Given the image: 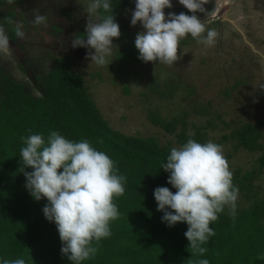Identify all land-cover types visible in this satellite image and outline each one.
I'll list each match as a JSON object with an SVG mask.
<instances>
[{"label":"trees","instance_id":"trees-1","mask_svg":"<svg viewBox=\"0 0 264 264\" xmlns=\"http://www.w3.org/2000/svg\"><path fill=\"white\" fill-rule=\"evenodd\" d=\"M110 3L121 32L116 38L122 46L116 53L118 60L115 64L119 68L146 64L138 59L135 35L125 23L130 17L129 11L134 10V3L130 0H110ZM212 6L209 4V10H213ZM164 11L166 15L169 11L192 14L186 8ZM8 13L4 16L6 20H13L15 12ZM103 15L105 13L100 12L98 18ZM212 26L216 31L220 29V20L214 21ZM16 32L14 28L13 33ZM179 44L188 45L187 36ZM0 68V257L8 260L24 258L26 264H73L61 254L62 245L55 224L43 215L46 199L36 201L26 190L22 173L24 164L20 159L22 137L42 133L46 139L49 131H58L73 141L88 140L114 161L118 175L126 177L124 194L113 198L120 215L110 221L111 235L93 241L97 248L95 256L81 264H194L204 258L209 264H264V198L253 199L249 207L235 209L234 216L225 206L217 214L218 219L210 222L215 235L203 245L207 251L203 256L191 257L189 242L184 236L187 224L178 222L169 227L162 222L163 212L157 211L153 196L154 189L159 186L176 191L167 183L168 173L160 168L166 162L171 146L161 145L153 137L132 136L111 127L83 75L74 70L70 57L58 59L48 76H35L32 87L23 79L10 78L4 68ZM91 76L102 79L99 72ZM150 81L151 93L163 99L176 97L184 87L175 79L163 84L156 77ZM232 91L227 89L225 94L232 97ZM196 93L195 88L190 89L189 96ZM125 94H130L128 87ZM190 107L202 117L213 115L211 104L192 102ZM181 113V116L168 120L150 111L148 120L154 127L174 136L179 146L190 138L200 143L213 142L209 138V133L213 132L222 133V141L217 144L232 145L234 153L260 151L258 170L242 176L237 169L232 175L233 185L246 197L247 193L249 196L257 193L255 172L260 174L264 170V121L254 119L252 122V119L225 134L218 126L230 127L231 124L214 113L215 116L204 124L194 125V134H190V111L182 110ZM25 171L32 169L25 168Z\"/></svg>","mask_w":264,"mask_h":264},{"label":"clouds","instance_id":"clouds-1","mask_svg":"<svg viewBox=\"0 0 264 264\" xmlns=\"http://www.w3.org/2000/svg\"><path fill=\"white\" fill-rule=\"evenodd\" d=\"M178 2L192 14L169 11L166 15L164 10L172 7L171 0H134L130 24L139 23L143 29L134 39L141 61L172 65L179 57V41L188 35L204 48L216 44L217 31L206 29L196 15L205 11L204 0ZM100 12L105 15L98 22L88 21L86 36L73 40V46L89 49L90 61L104 66L111 63L113 38H119L121 32L110 0H91L89 13ZM43 20L42 15L35 17L37 24ZM9 45V38L0 27V49ZM21 140L25 188L36 201L46 199L42 212L56 226L61 254L73 264L94 257L97 248L93 241L110 236V221L120 215L113 198L124 194L126 177L118 175L114 161L86 139L73 141L58 131H49L46 139L37 133ZM160 168L168 173L167 183L176 189L172 192L159 186L153 191L157 211L163 212L161 221L169 227L186 223L184 236L191 257L203 256L207 251L203 245L215 235L210 222L218 219L217 214L225 206L235 215L238 188L233 185L222 146L190 138L181 147H173ZM0 264H26V260L0 257ZM194 264H209V260L199 259Z\"/></svg>","mask_w":264,"mask_h":264},{"label":"rangeland","instance_id":"rangeland-1","mask_svg":"<svg viewBox=\"0 0 264 264\" xmlns=\"http://www.w3.org/2000/svg\"><path fill=\"white\" fill-rule=\"evenodd\" d=\"M13 1L20 2V0ZM62 1L68 4L66 7L61 5L63 10L59 14L66 10L67 12H73L77 19L84 18L87 15L86 19L91 22H98V14L89 13L91 0ZM215 1L216 3L222 2V0ZM223 1H226L227 4H233V10L231 17L222 13L223 29L220 27L218 29L220 31L217 30L216 44L204 48L203 45L197 43L196 39L188 35L187 40H189V44L185 46L178 45L180 48H178L179 57L172 65L147 62L144 65L135 64L119 68L115 64L118 60V54L116 55V53H119L118 50L122 45L117 42L116 38H113L114 46L112 55L109 58L111 62L109 65L98 66L94 62H91L88 56L90 50L86 48L80 56H72L74 70L83 75L87 85L90 87L93 98L98 103L101 113L110 122L111 127L124 134L144 138L153 137L161 145L179 148L181 146L177 144L174 136L166 134L163 130L154 127L150 123L148 120L150 111L157 112L168 120L181 116L182 110L190 111L191 115L188 119L190 122V134H194V125L200 126L204 124L208 118L215 116L214 113L219 114L223 120L231 124L230 127L218 126L219 130L223 129L225 131V134L231 133L235 127L241 126L244 122L251 121L252 119V122H254V119L264 121V0ZM50 2L52 0H49L48 4ZM130 2L134 3V0H130ZM212 2L213 0H204L203 7L205 11L197 12L199 18L206 25V29H213V22L217 20L215 17L217 13L214 11V7L212 6L213 10H209L210 8H208ZM171 3L172 7L170 9L184 8L179 4L178 0H171ZM30 4L33 5L34 2ZM24 8L29 10V6H25ZM228 9H226L225 13L228 12ZM31 10L34 11L33 23L29 27L25 26L28 29L23 31V36L29 35L35 25H38L35 22V17L40 15L38 10H42V6L36 2V6L34 5V8ZM132 11V9L129 11L130 17L125 20V23L128 29L136 36L137 32L143 29L139 23L135 26L130 24ZM48 13L42 15L44 20L39 23L42 35H44L43 33L52 31V27H45L53 19V13L51 18H49ZM66 16L70 18L69 15ZM226 24L231 29V31L227 29L230 35H238V38H234L235 44L229 43L225 37L224 32L226 28L224 25ZM76 33L77 38L85 37V33L82 31ZM32 36V39L28 40L29 44L37 43L36 47L31 46V48L33 47L32 52L31 49L29 52V58L33 62V66H35L30 71L31 77H24L23 79L22 75L8 73V71L14 70L16 62L20 61L11 55L6 57L0 50V66L4 68V62L6 60L9 61L10 70L4 69L5 74L13 79H23L24 82H28L29 87H32L33 77L48 76L58 59L68 57L61 54L52 55L48 48H45L44 52L40 49L37 50L40 47L39 44H41L39 33ZM35 37H38V39L36 40ZM75 38L72 34L70 40L73 41ZM256 44H258L261 49L260 51L263 53L257 50ZM251 50H256L259 54L254 55L250 52ZM256 56L259 57L254 58ZM39 58L41 63L45 59L43 70L36 67L35 62L38 63ZM97 72L100 73L102 79L100 78L99 80L98 77L93 78L91 76ZM152 77H156L161 84L173 79L179 80L184 87H181L180 94L176 97L163 99L158 94L151 93L150 79ZM126 87L130 89L129 95L125 94ZM194 88L197 93L190 97L189 91ZM227 89L233 90L232 97L227 95V93L225 94ZM31 90L35 92L34 88H31ZM192 102H197L200 105L211 104L213 115L209 117L197 115L190 107ZM214 119L216 123H219L215 117ZM221 135L222 133L210 132L209 138L217 144L218 141H222ZM221 146L232 175L237 169L241 172L242 176L253 172V170H258V161L261 157L260 151L255 153L246 151L234 153L232 145ZM230 155H233L232 158H229ZM255 173L254 188L257 189V193L251 194L252 197L247 193L246 197V194L238 191L235 209L249 207L253 199L264 198V170L260 174L258 172Z\"/></svg>","mask_w":264,"mask_h":264},{"label":"flooded vegetation","instance_id":"flooded-vegetation-1","mask_svg":"<svg viewBox=\"0 0 264 264\" xmlns=\"http://www.w3.org/2000/svg\"><path fill=\"white\" fill-rule=\"evenodd\" d=\"M49 0H20V2H13L11 0H5L1 1L0 3V27H2L5 31V34L8 36L10 45L7 48L0 49L1 53H3L6 57L8 56H13L16 57L15 59L19 60L20 62H16L14 65V70H11L8 73L11 74H19L24 77H28L31 75V70H33L35 66H33V62L29 58V52L32 48L31 46L36 47V43H30L28 42L29 39H32V35H37L39 33V41L41 44H39V48L37 50H41L42 52L45 51V48H48L52 55H63V56H68L72 59L73 55H81L82 52L84 51V47L80 46H73V41L70 40L72 34L76 37L77 39V33L79 31L84 32L85 31V26L86 23L90 20L86 19L87 15L83 18L77 19L75 17V14L73 12H67L66 10L63 11V13L59 14V12H62V6H67V2H64L62 0H52L48 4ZM34 2V4H33ZM37 4H41L42 10H38L40 15H44L46 13L49 14V18H51L52 13H53V19H51L50 23L46 25L45 27H52V31L49 33H43L44 35L41 34L40 29H39V24L35 25V27L32 29V32L29 33L27 36H23V31H25L26 28L25 26L27 25L28 27L30 26L31 23H33L32 18L34 17V11L31 9L34 8V5L36 6ZM32 3L33 5H31ZM25 6H29V10L24 8ZM31 6V7H30ZM31 10V11H30ZM14 11L15 12V18L11 21H7L6 17L9 13ZM32 12V13H30ZM59 14V15H57ZM57 15V17H56ZM66 15H69L70 18H67ZM82 21V22H81ZM56 22V23H55ZM229 24V23H228ZM220 27L222 28V20H220ZM225 26V37L227 41L231 44H235L234 36L230 35L231 29L229 25H224ZM25 27V28H24ZM16 28L17 32L13 36V29ZM223 29V28H222ZM229 31H228V30ZM17 33H22V35H18ZM31 35V36H30ZM36 40L38 37H35ZM74 39V40H75ZM17 48V49H16ZM24 49V50H23ZM49 53V52H48ZM39 62H35L36 67L39 68L40 70L44 69L45 67V59L43 60V63L40 62V58L38 59ZM37 60V61H38ZM4 65V69L10 70L9 67V61L6 60ZM48 64V63H46ZM49 65V64H48ZM22 70L23 73L20 71ZM31 77V76H30ZM33 81L34 80L33 77ZM26 83V82H25Z\"/></svg>","mask_w":264,"mask_h":264},{"label":"crops","instance_id":"crops-1","mask_svg":"<svg viewBox=\"0 0 264 264\" xmlns=\"http://www.w3.org/2000/svg\"><path fill=\"white\" fill-rule=\"evenodd\" d=\"M13 1V0H11ZM14 2V1H13ZM212 5L214 7V11H216L217 15L215 16L216 17V21H219L221 20V18L223 17V15H229L230 17L232 16V10H233V4H227L226 1H223L222 2H218L216 3L215 0H213L212 2ZM232 6V7H231ZM231 7V8H230ZM228 9V12L225 13L226 9ZM223 13V15H222ZM234 38H238V35H235ZM257 46V50L260 51L261 49L259 48L258 44H256ZM256 51V50H251L250 52L254 55L256 54H259V52ZM261 53H263L262 51H260ZM259 56H256L254 58H258Z\"/></svg>","mask_w":264,"mask_h":264}]
</instances>
